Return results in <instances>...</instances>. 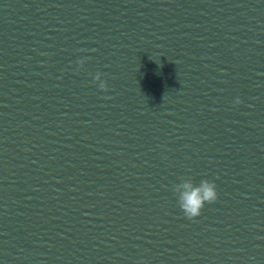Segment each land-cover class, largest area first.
<instances>
[{
    "label": "water",
    "instance_id": "obj_1",
    "mask_svg": "<svg viewBox=\"0 0 264 264\" xmlns=\"http://www.w3.org/2000/svg\"><path fill=\"white\" fill-rule=\"evenodd\" d=\"M0 264H264V0H0Z\"/></svg>",
    "mask_w": 264,
    "mask_h": 264
},
{
    "label": "clouds",
    "instance_id": "obj_2",
    "mask_svg": "<svg viewBox=\"0 0 264 264\" xmlns=\"http://www.w3.org/2000/svg\"><path fill=\"white\" fill-rule=\"evenodd\" d=\"M76 63L79 68L83 66L85 60L81 59ZM93 82H98V88L101 91L108 90L106 82L102 79V73L97 72L93 77ZM234 103L240 104V98L237 97ZM172 191L176 195L179 208L188 220L200 216L201 210L205 204H212L218 198L214 181L207 179H203L198 184H195L190 177L181 178L180 183L174 185Z\"/></svg>",
    "mask_w": 264,
    "mask_h": 264
}]
</instances>
